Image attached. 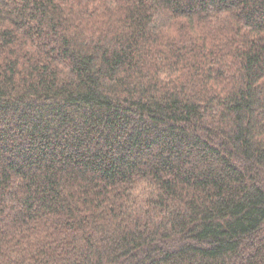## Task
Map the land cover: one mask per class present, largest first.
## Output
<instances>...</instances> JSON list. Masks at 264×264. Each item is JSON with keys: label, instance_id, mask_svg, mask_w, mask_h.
<instances>
[{"label": "trees", "instance_id": "1", "mask_svg": "<svg viewBox=\"0 0 264 264\" xmlns=\"http://www.w3.org/2000/svg\"><path fill=\"white\" fill-rule=\"evenodd\" d=\"M0 264H264V0H0Z\"/></svg>", "mask_w": 264, "mask_h": 264}]
</instances>
